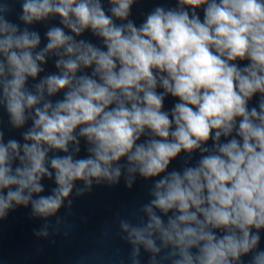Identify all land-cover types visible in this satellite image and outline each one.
<instances>
[{
  "label": "clouds",
  "instance_id": "obj_1",
  "mask_svg": "<svg viewBox=\"0 0 264 264\" xmlns=\"http://www.w3.org/2000/svg\"><path fill=\"white\" fill-rule=\"evenodd\" d=\"M17 2L20 23L0 2V108L12 129L31 126L23 143L0 127V220L31 206L46 239L73 197L140 177L151 183L139 221L119 220L129 264L142 249L148 264H264V0H177L139 25L141 0ZM82 139L89 155L76 158Z\"/></svg>",
  "mask_w": 264,
  "mask_h": 264
},
{
  "label": "water",
  "instance_id": "obj_2",
  "mask_svg": "<svg viewBox=\"0 0 264 264\" xmlns=\"http://www.w3.org/2000/svg\"><path fill=\"white\" fill-rule=\"evenodd\" d=\"M103 3L107 10L109 7L107 0H103ZM157 5L176 7L177 0H141L133 6L130 18L139 25L143 22L145 15ZM9 7L11 13L8 18L20 23L18 20L21 11L19 2L9 0ZM197 12L202 19L203 8L198 9ZM49 24L58 25L59 18L51 20ZM32 28L40 32L42 44L46 43L44 32L47 26L36 24ZM82 38L102 46L100 40L90 32H86ZM237 63L244 66L248 61ZM45 69L46 72H55L54 61L50 60ZM158 91L162 90L158 89ZM57 98L60 97L54 99ZM259 98V95L255 96L250 101V107L255 106ZM176 102H178L177 98L166 97L164 110H171ZM30 126L31 122L25 126V129H12L8 124L6 111L0 108V127L5 133V142L9 138H14L23 143L21 133ZM49 155H64V153L52 152ZM88 155L87 143L82 139L81 151L76 158H85ZM198 158L199 154L196 153L192 163L195 164ZM181 163V160L173 161L171 167L179 168ZM42 183L45 187L42 195L51 194L52 189L56 187L54 179L44 178ZM150 183L151 181L137 177L132 189L126 187L123 178L119 184L113 186L94 185L91 193L81 198L73 197V208L70 215L66 208L58 213L62 221L66 220V223L59 226V234L55 232L56 218H49L47 222L51 225L50 235L46 239L34 235L46 221L32 216L31 206L17 207L9 212L7 218L0 220V264H129L130 245L121 239L119 220L129 219L133 223L139 221L140 208L149 199ZM77 186H80V182H77ZM259 249L264 250V230H261ZM149 255L143 249L141 250V264H148ZM250 260L251 255L242 257L243 264H249Z\"/></svg>",
  "mask_w": 264,
  "mask_h": 264
}]
</instances>
